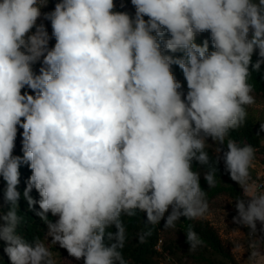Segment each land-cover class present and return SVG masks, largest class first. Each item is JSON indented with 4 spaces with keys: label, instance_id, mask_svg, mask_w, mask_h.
Instances as JSON below:
<instances>
[{
    "label": "clouds",
    "instance_id": "clouds-1",
    "mask_svg": "<svg viewBox=\"0 0 264 264\" xmlns=\"http://www.w3.org/2000/svg\"><path fill=\"white\" fill-rule=\"evenodd\" d=\"M131 4L134 18L116 11L114 0H60L43 13L50 37L37 24L48 0H0V177L10 205L0 240L11 264H57L49 246L56 244L83 264H126L122 215L139 210L149 224L164 221L165 228L181 217L205 216L206 192L193 161L209 164V138L226 145L216 152L243 190L233 222L250 235L257 222L264 225V190L250 172L256 150L225 143L255 103L248 81L264 65V0ZM204 32L212 51L208 39L196 43ZM173 65L183 72L186 95ZM18 126L22 158L13 155ZM21 164L32 173L23 199L47 225L49 245L19 234ZM216 172H204L209 187ZM185 236L195 251L197 234L189 229ZM249 249L248 264H264V252L255 243Z\"/></svg>",
    "mask_w": 264,
    "mask_h": 264
},
{
    "label": "trees",
    "instance_id": "trees-1",
    "mask_svg": "<svg viewBox=\"0 0 264 264\" xmlns=\"http://www.w3.org/2000/svg\"><path fill=\"white\" fill-rule=\"evenodd\" d=\"M119 3H115L116 11L126 12L131 17L133 14L130 10L131 0H119ZM122 1V2H121ZM60 0H54L48 5L53 11L55 5L59 3ZM147 20L148 18L145 17ZM37 24H40L37 22ZM51 25V22H50ZM52 31V27L50 26ZM35 31V29H33ZM210 32H204L197 36L196 43L202 44L205 39L209 40V50H214L212 48V43L210 39ZM165 38H170L166 33ZM55 39L49 41V47H54ZM171 55V53H166ZM176 56L181 55L180 53L175 54ZM253 62H256L258 59V50L253 55ZM41 67L40 63L34 65V71L39 74V68ZM171 71L175 79L181 83L182 90L186 94L187 83L184 78L182 70L177 66L173 65ZM253 88V91L259 95L264 96V65L261 66L259 71H251L249 81ZM24 91H27L30 95H35V93L30 89H22V94ZM247 118L245 123L234 130H230L227 139L235 140L238 144H249L255 150L254 160H259L264 164V143L262 138L257 132L256 120L250 112L249 107H247ZM22 128L18 126L17 139L15 141V148L13 150L14 156L23 157L22 152ZM211 139V138H210ZM220 148L226 151V145H220ZM209 155V164L201 166L197 162L193 161V170L200 172V185L201 188L206 192V198L212 199L220 194L227 193L235 200L238 197L243 198L242 189L240 186L233 180L230 179L229 174L225 171V166L219 159V157L214 153L213 149L206 147L205 149ZM217 161V162H216ZM211 168H217L216 172V184L214 187H209L207 182L204 179V172L210 170ZM20 183L18 185V191L21 193V199L19 200V209L17 214L22 217L21 223L19 225V234L23 235L29 242L35 238H39L44 242L47 225L39 217L35 215V212L29 209V205L26 200L23 199V192L26 188V181L31 176V170L28 165L21 164L20 166ZM252 173V170L250 169ZM6 188V182L0 177V226L4 224L2 216L6 215L10 209V205L5 201L4 190ZM31 196L35 200H39V194L33 189ZM36 210H39L38 204L35 206ZM171 211V209H169ZM167 215V214H166ZM48 218L55 222L58 217H53L51 213L48 214ZM121 222L125 228V243L124 247L121 249L122 255L126 261V264H162L167 263L171 264V261L174 259L177 251L180 249V245L189 246L186 242L185 233L191 229L194 231L198 238L201 241V244L198 246L200 249L199 255L196 257L197 260L213 264L212 259L208 255H219L227 259H232L230 253L227 251L224 246L222 239L217 232V230L207 221H197L195 219H187L181 217L176 223V228H179L181 233V242L178 243H163L162 251H158L156 246L162 236L163 232L168 231L170 228L164 227V221H161L157 225L149 224L146 220V214L137 210L134 215L127 216L122 215ZM108 231L115 232V228H109ZM258 238V237H257ZM163 240V239H162ZM6 243L3 240H0V264H11V261L4 249ZM63 251L66 249L61 248ZM83 260V259H81ZM57 264H63L62 262H57Z\"/></svg>",
    "mask_w": 264,
    "mask_h": 264
},
{
    "label": "rangeland",
    "instance_id": "rangeland-1",
    "mask_svg": "<svg viewBox=\"0 0 264 264\" xmlns=\"http://www.w3.org/2000/svg\"><path fill=\"white\" fill-rule=\"evenodd\" d=\"M115 3H119V0H114ZM122 2V1H121ZM131 13L133 18L135 16V8L133 5H130ZM43 13L51 12L50 6L48 5L41 10ZM39 23H43L46 27L49 36H52V31L50 29V21L38 19ZM34 32V30H32ZM251 38V32L249 34V39ZM52 40V39H50ZM34 67V66H33ZM172 68V67H171ZM180 91L184 92L182 88ZM255 98V103L251 106H248L251 114L256 120L257 132L262 138L264 143V132L261 131V125H264V96L259 95L252 91L251 93ZM186 95V94H185ZM208 144L213 149L214 153L218 156L216 148L219 146L215 144L210 138ZM220 147V146H219ZM219 159L223 163L222 152L219 154ZM224 165V163H223ZM261 165V161L253 160V167L257 171ZM208 202V212L205 216L196 218L197 221H207L209 222L219 233L224 246L227 251L230 253L232 259H227L219 255H208L213 264H246L249 256V240L244 234L243 225L233 222V218L238 216V212L235 207V199L232 198L229 194L223 193L212 199L206 198ZM3 217V216H2ZM48 231V229H47ZM46 231V233H47ZM161 238L163 243H180L181 242V233L179 228H170L168 231L163 232ZM258 243L260 250L264 252V225L260 224V230L258 233ZM44 243L49 245L51 243V238H48V241L45 239ZM162 243V245H163ZM50 250L53 252L54 257L57 262H62L63 264H83V260H76L74 257H71L68 252L63 251L61 247L56 245H49ZM200 249L196 248L195 251L190 250V246L180 245V249L174 255V259L171 261V264H209L201 260H197L196 257L199 255Z\"/></svg>",
    "mask_w": 264,
    "mask_h": 264
},
{
    "label": "built area",
    "instance_id": "built-area-1",
    "mask_svg": "<svg viewBox=\"0 0 264 264\" xmlns=\"http://www.w3.org/2000/svg\"><path fill=\"white\" fill-rule=\"evenodd\" d=\"M52 1H54V0H48V3L52 2ZM40 19L45 20V19H43V14H42ZM251 179L256 185L259 186V190H264V164L263 163H261L259 170L252 171ZM253 194H255V193H253ZM242 195H243V190H242ZM243 229H244V234L246 235V237L249 240V245L251 243H255L257 245V248L260 250L258 239H257L258 233L260 230V222H257V230H256V233L254 235H250V230L247 227L243 226ZM162 243H163V240L160 239L157 246H156L157 250L160 252L162 251ZM162 264H167V263H162ZM246 264H248V263H246Z\"/></svg>",
    "mask_w": 264,
    "mask_h": 264
},
{
    "label": "crops",
    "instance_id": "crops-1",
    "mask_svg": "<svg viewBox=\"0 0 264 264\" xmlns=\"http://www.w3.org/2000/svg\"><path fill=\"white\" fill-rule=\"evenodd\" d=\"M254 171H256V170H254Z\"/></svg>",
    "mask_w": 264,
    "mask_h": 264
}]
</instances>
